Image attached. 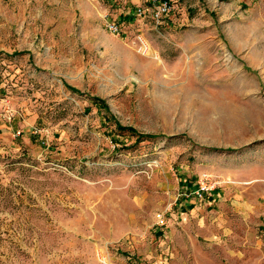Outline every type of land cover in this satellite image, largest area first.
Listing matches in <instances>:
<instances>
[{"label":"rangeland","instance_id":"1","mask_svg":"<svg viewBox=\"0 0 264 264\" xmlns=\"http://www.w3.org/2000/svg\"><path fill=\"white\" fill-rule=\"evenodd\" d=\"M171 3L0 0V264H264V0Z\"/></svg>","mask_w":264,"mask_h":264},{"label":"built area","instance_id":"2","mask_svg":"<svg viewBox=\"0 0 264 264\" xmlns=\"http://www.w3.org/2000/svg\"><path fill=\"white\" fill-rule=\"evenodd\" d=\"M147 3L151 4V6L153 7V16L155 20L158 22H160L165 15L169 14L172 9L171 0H147ZM148 12H149V7L141 6L137 9L136 14L141 17V16H145ZM107 28L113 34H120L122 32V28L120 24L116 21H108ZM138 40L141 43V45L144 43L143 37H139ZM6 112H9L8 108H6ZM206 190H209V188L204 181L201 184L198 193L200 192V194H202ZM156 221L159 227H163L166 224L164 214L163 213L158 214L156 217Z\"/></svg>","mask_w":264,"mask_h":264},{"label":"trees","instance_id":"3","mask_svg":"<svg viewBox=\"0 0 264 264\" xmlns=\"http://www.w3.org/2000/svg\"><path fill=\"white\" fill-rule=\"evenodd\" d=\"M74 92H76L74 90ZM94 102L96 103V105L98 106H102V107H105V104L103 101L99 100V99H93ZM106 108V107H105ZM117 128L120 130V131H127L129 132L131 135H134V136H137L138 140H149V139H152V138H155L154 136H151V135H144V134H140L138 133L137 130L133 129V128H128V127H123L121 125H118Z\"/></svg>","mask_w":264,"mask_h":264}]
</instances>
